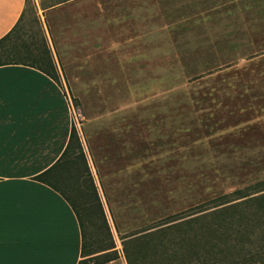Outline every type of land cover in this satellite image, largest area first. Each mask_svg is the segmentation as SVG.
Masks as SVG:
<instances>
[{
	"label": "rangeland",
	"instance_id": "1",
	"mask_svg": "<svg viewBox=\"0 0 264 264\" xmlns=\"http://www.w3.org/2000/svg\"><path fill=\"white\" fill-rule=\"evenodd\" d=\"M45 53L69 97L96 193L77 147L65 158L72 163L48 181L78 211L87 207L85 251L113 246L83 264L105 255L116 258L101 264H126L127 234L237 188L252 192L264 179L258 8L214 0H25L0 61L47 68ZM247 210L261 215L255 231L264 237V199ZM236 249L216 262L264 264V256Z\"/></svg>",
	"mask_w": 264,
	"mask_h": 264
},
{
	"label": "crops",
	"instance_id": "2",
	"mask_svg": "<svg viewBox=\"0 0 264 264\" xmlns=\"http://www.w3.org/2000/svg\"><path fill=\"white\" fill-rule=\"evenodd\" d=\"M250 8L252 0H214ZM25 0H0V38L20 18ZM254 9V8H250ZM256 9V8H255ZM0 193L3 196L6 261L28 264L71 261L81 256V230L68 198L35 176L64 152L74 125L69 97L42 69L21 63L0 65Z\"/></svg>",
	"mask_w": 264,
	"mask_h": 264
},
{
	"label": "trees",
	"instance_id": "3",
	"mask_svg": "<svg viewBox=\"0 0 264 264\" xmlns=\"http://www.w3.org/2000/svg\"><path fill=\"white\" fill-rule=\"evenodd\" d=\"M15 26L16 24L8 33L0 38V49L5 48V43L11 32L15 29ZM40 58L47 68L39 64L17 60L0 61V65L21 63L36 66L57 82V73L51 58L47 53L40 55ZM73 147L78 148L77 157L82 160L83 166L89 175L92 189L96 193L73 124L70 128L68 144L60 158L48 169L36 175L35 178L46 181L66 196L60 188L49 182L48 178L54 174L59 167L63 168L72 163V161L65 158ZM252 186H257L252 192L248 191L249 187L237 188L229 193L221 194L195 204L183 211L157 218L149 225L142 227V229L127 234L122 240V250L126 264H205L201 258L204 252L208 253V259H214L212 264H218L215 259L217 254L222 253L224 254V258H227L232 249L237 248L236 250L239 252L238 247L245 250L246 253L249 252L251 255L259 257L264 256V244H262V239H264V237L261 231L260 233L259 231H255L257 220L261 215L257 212L251 213L247 210L250 202L264 199V179L256 182ZM66 197L70 200L78 217L82 238V259L78 264H83L86 261V256L94 252L110 249L113 246L105 245V247H99L94 252L85 251L86 220L84 216L86 218L89 217V211H87V207H85L84 204H82L83 212L78 211L72 200L68 196ZM98 206L106 224L100 203ZM227 211L228 213L230 212V216L224 215ZM247 243H249V246H247ZM250 243L257 244L255 250H251ZM137 250L144 252L140 253L141 255H137L135 254ZM143 253L147 256L143 255ZM115 258V255H105L101 260L98 259L95 264L105 263ZM224 258L222 257V259Z\"/></svg>",
	"mask_w": 264,
	"mask_h": 264
},
{
	"label": "snow or ice",
	"instance_id": "4",
	"mask_svg": "<svg viewBox=\"0 0 264 264\" xmlns=\"http://www.w3.org/2000/svg\"><path fill=\"white\" fill-rule=\"evenodd\" d=\"M250 8H258L262 14H264V0H252L249 5ZM4 98L3 94V82L0 81V101ZM3 108L0 107V119L3 118ZM3 186L0 185V188ZM13 237L7 233L5 226V210L2 193H0V264H28V262L23 261H6V241L11 240ZM48 264H72L71 261L62 262H48Z\"/></svg>",
	"mask_w": 264,
	"mask_h": 264
},
{
	"label": "built area",
	"instance_id": "5",
	"mask_svg": "<svg viewBox=\"0 0 264 264\" xmlns=\"http://www.w3.org/2000/svg\"><path fill=\"white\" fill-rule=\"evenodd\" d=\"M72 112L74 113V111L72 110Z\"/></svg>",
	"mask_w": 264,
	"mask_h": 264
},
{
	"label": "bare ground",
	"instance_id": "6",
	"mask_svg": "<svg viewBox=\"0 0 264 264\" xmlns=\"http://www.w3.org/2000/svg\"><path fill=\"white\" fill-rule=\"evenodd\" d=\"M71 97V96H70Z\"/></svg>",
	"mask_w": 264,
	"mask_h": 264
}]
</instances>
